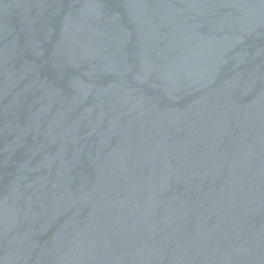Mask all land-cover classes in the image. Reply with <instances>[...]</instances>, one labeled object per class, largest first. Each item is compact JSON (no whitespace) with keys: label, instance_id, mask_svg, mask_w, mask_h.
I'll return each mask as SVG.
<instances>
[{"label":"water","instance_id":"obj_1","mask_svg":"<svg viewBox=\"0 0 264 264\" xmlns=\"http://www.w3.org/2000/svg\"><path fill=\"white\" fill-rule=\"evenodd\" d=\"M0 264H264V0H0Z\"/></svg>","mask_w":264,"mask_h":264}]
</instances>
